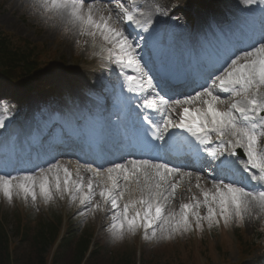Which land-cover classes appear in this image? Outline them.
I'll return each instance as SVG.
<instances>
[{
    "label": "snow or ice",
    "instance_id": "snow-or-ice-1",
    "mask_svg": "<svg viewBox=\"0 0 264 264\" xmlns=\"http://www.w3.org/2000/svg\"><path fill=\"white\" fill-rule=\"evenodd\" d=\"M31 7L64 33L90 38L109 62L135 72L125 74L128 91L146 92L142 106L152 109L153 116L142 117V135L125 149L149 158H133L130 151L124 159L97 145L93 163L82 166L90 174L85 178L79 161L74 170L55 160L5 174L13 160L0 154V195L9 203L15 197L25 203L67 199L83 209L81 215L110 206L114 240L137 232L145 241L172 240L203 231L205 224L227 228L264 217V25L229 40L203 66L190 91L167 96L161 94L167 84L153 82L138 52L141 44L126 31L134 26L148 33L159 6L138 0H31ZM0 112L7 118L8 105H0ZM5 118H0V128ZM174 145L176 157L169 159ZM194 162L201 167L195 174L186 170ZM205 165L212 172L202 174ZM181 190L190 195L174 207Z\"/></svg>",
    "mask_w": 264,
    "mask_h": 264
},
{
    "label": "rangeland",
    "instance_id": "rangeland-1",
    "mask_svg": "<svg viewBox=\"0 0 264 264\" xmlns=\"http://www.w3.org/2000/svg\"><path fill=\"white\" fill-rule=\"evenodd\" d=\"M181 4H185L183 0H178ZM213 1V2H212ZM214 1H228V0H191L189 5L192 6L191 13L196 14L201 11L200 9L212 6ZM212 2V3H211ZM145 5L144 3H140ZM146 5L148 6H159L161 11L159 13H155L157 18L165 19L167 17V13L170 12V15H174L171 13L174 11L175 7L179 6L176 0H147ZM202 5V8L200 6ZM180 7V6H179ZM200 10V11H199ZM166 11V12H165ZM165 12V13H164ZM0 27L11 36L20 37L23 40L28 42H37L39 46H43L45 52L42 50L41 52V59L42 61H38L39 64L44 65L45 61L48 60L45 66L55 64L50 67H56L57 70L62 69L61 63L59 62L60 55L62 56L61 59L65 64H70L71 62V54L75 56H84L85 50L84 48L91 45L90 38L87 37H77L71 33H64L62 28L56 24L55 21L48 19L47 16L42 15L40 12H36L31 7V0H0ZM44 35H47V39ZM12 38V37H11ZM17 39V38H12ZM77 40L80 41L77 44ZM88 41V42H85ZM66 42L68 47H65ZM17 45V43H16ZM74 47H76L79 52H74ZM83 50V51H82ZM56 51V53H55ZM50 53L52 56L51 58H47L46 54ZM53 59V61H51ZM45 60V61H44ZM10 75L5 77L4 75L0 74V95L3 93L5 96H9L11 91L16 92V96H22V88L18 87V82L15 81L16 77L14 72H9ZM50 82L44 81H37L36 85H39L40 88H44L45 85ZM30 96L27 98L29 101ZM16 201V202H15ZM64 200H54L50 203H45L42 199L38 198L35 203H32L31 200L25 203L22 198L15 197L12 203H9L2 195H0V220H5L8 222L7 229L9 232L12 233V228H14V223L19 218L21 219L22 223L27 225H34V223H44V222H51L52 219L59 221L63 209ZM65 211V209H64ZM73 212V211H72ZM64 213V212H63ZM69 215L72 217V213L70 212ZM70 217V218H71ZM261 217L254 216L252 218H246L245 221L242 223L244 227L241 228V232L244 234H250L254 229L258 227V223L261 220ZM75 223H81L80 221L77 222H68L66 228H71V226H75ZM90 220L86 221V226L84 228H88ZM89 224V225H88ZM92 224V223H91ZM235 225H229L227 228L223 227L222 225L219 227L213 228H204L203 231L196 230L197 235L191 236L186 241L183 242L182 247L185 246L187 242V248H190V255H185L182 252V259L187 262L188 264H236L240 263L243 259L242 254L238 252V246L235 240V233L233 227ZM68 231V230H67ZM207 233V234H206ZM204 237H199V236ZM13 236L16 237L15 231ZM15 237H13L15 239ZM96 238V234H95ZM94 238V240H95ZM183 240V239H182ZM113 240L111 239L110 242L105 239L102 243L104 248L107 250V259L109 262L111 261L109 252L112 251L108 248H114L112 245L117 248L118 251H112L114 254L133 250L131 247L133 245H127L125 242H119L118 244L111 243ZM161 241H156L155 244H159ZM140 243L139 240H133L132 244ZM179 243V242H178ZM153 244V243H151ZM161 244V243H160ZM100 246V245H99ZM181 247V244L179 243ZM139 247V245H137ZM31 246L23 243H20V247L18 248L17 254V264H25L26 259H31L33 252H31ZM56 249V247H55ZM140 248H136L135 251H138ZM165 250L162 247V251ZM54 251V250H53ZM52 251V252H53ZM146 254H152L151 252ZM139 255V254H138ZM190 256L194 261H190ZM161 253L157 254V260H160ZM220 258L222 259L220 262ZM106 258L99 259L95 258L94 261H91L90 264H108V260ZM68 254L65 258L61 260V262L53 263V264H69ZM224 260V261H223ZM226 261V263H225Z\"/></svg>",
    "mask_w": 264,
    "mask_h": 264
},
{
    "label": "bare ground",
    "instance_id": "bare-ground-1",
    "mask_svg": "<svg viewBox=\"0 0 264 264\" xmlns=\"http://www.w3.org/2000/svg\"><path fill=\"white\" fill-rule=\"evenodd\" d=\"M183 1L185 2V4L179 9V13L181 14V17L187 16L188 19H196L198 17V15L190 16V13H191V10H192V8H191L192 6L189 5V2L191 0H183ZM229 1H230L231 4H233V5L238 7L239 4H243L246 0L245 1L244 0H229ZM200 8H202V5L200 6ZM211 9H213V6H210L208 8V10H211ZM176 30H177V28L174 29V26H173V31H176ZM211 36H215V34L212 33ZM210 38H212V40H214L213 37H210ZM66 45H68L67 42H66ZM66 45H64V46L67 47ZM55 76L59 77V76H61V74L56 72ZM72 79L73 78L71 76V77H67L66 80L69 81V83H72L73 82ZM32 105H33L32 102L29 103V106H32ZM26 114H27L26 108H24V109L23 108L22 109H16L15 111H13L11 113L9 119L7 121H5V127L4 128H0V131L1 130L2 131H6V130H14V129H16L17 127L20 126L21 121L24 119ZM41 155L42 154H40V156ZM40 156H38V157H40ZM81 171H82V167L80 168V173H81V175H84V173H82ZM193 183H194V181H193ZM187 186H188L187 184L184 185L185 188ZM189 195H190V193H188L187 195H184V194L181 193V195L177 196V199L173 202V206L174 207H178V205L181 202V200H186ZM81 212H83V209L80 208V213ZM92 215H93L92 213H84L82 215L79 214V216H87V217H92ZM95 221L97 223H100V226L98 227V235H97V240L98 241H96V242H100V241H103L106 238V228L113 222L112 221L111 212H109V210H107V206H105V210H103V211L99 210L97 212V214L95 215ZM180 236H182V235L176 236L174 239L169 240V242H174ZM149 242H154V243L151 246H149L148 244L145 245L144 250H146V251H148L151 248H155V246H156V244H155L156 241H149Z\"/></svg>",
    "mask_w": 264,
    "mask_h": 264
},
{
    "label": "trees",
    "instance_id": "trees-1",
    "mask_svg": "<svg viewBox=\"0 0 264 264\" xmlns=\"http://www.w3.org/2000/svg\"><path fill=\"white\" fill-rule=\"evenodd\" d=\"M44 226L42 225L41 229L39 230V233L34 236L35 245H36L35 247L36 249L40 250L42 253L53 241L52 233H50L51 230L50 229L47 230V226H45L46 228H44ZM8 245H9V241L6 235L4 234L3 229L0 227V264H9L8 262L9 257L8 255L6 256L4 250V249H8ZM81 258H82V254L79 253L75 264H79ZM122 264H132V263L130 262V259H125V262Z\"/></svg>",
    "mask_w": 264,
    "mask_h": 264
}]
</instances>
